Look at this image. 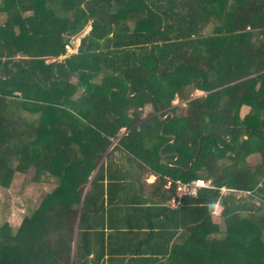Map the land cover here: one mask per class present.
Instances as JSON below:
<instances>
[{
    "label": "trees",
    "instance_id": "obj_1",
    "mask_svg": "<svg viewBox=\"0 0 264 264\" xmlns=\"http://www.w3.org/2000/svg\"><path fill=\"white\" fill-rule=\"evenodd\" d=\"M0 14V188L19 173L54 185L16 231L0 223V264H264V0H0ZM197 179L215 188L171 207Z\"/></svg>",
    "mask_w": 264,
    "mask_h": 264
},
{
    "label": "rangeland",
    "instance_id": "obj_2",
    "mask_svg": "<svg viewBox=\"0 0 264 264\" xmlns=\"http://www.w3.org/2000/svg\"><path fill=\"white\" fill-rule=\"evenodd\" d=\"M7 21L5 15L0 14V27L4 25ZM90 26L86 27V30L89 31ZM85 33V32H84ZM81 34V36L77 39H80L85 35ZM77 42V41H76ZM80 46V44H79ZM79 49V47H78ZM78 53V52H77ZM76 54V53H74ZM50 59L48 62H52ZM206 94L200 91H194L191 95L190 99L195 98H204ZM188 101L177 99L174 102V106L186 105ZM144 118L151 117V114H155L152 107L148 106L145 109ZM154 112V113H153ZM248 112V108L241 107L239 111L240 116H244ZM127 131L126 128H123L120 131V135L124 134ZM117 139H114L111 148L116 145ZM250 162L253 164H257L259 162V156H252ZM106 161V157L100 161L95 169L92 172V176L96 174V172L101 167L102 163ZM165 164H168V160L165 161ZM32 172V170H31ZM211 182V181H210ZM212 184V183H211ZM54 185L47 182H35L31 180L27 175L19 173L16 174L9 188H0V223L7 221L12 226L13 230L16 231L20 226L25 215H28L33 208H36L42 197L49 191L53 189ZM229 189L226 187H222L221 194H227ZM237 196L242 200H246L245 198L251 196V192L246 194H238ZM172 206L175 207L172 203ZM222 211L223 207L220 205H216L214 211V218L216 222H220L223 228L225 227L224 220L222 219ZM73 222V221H72Z\"/></svg>",
    "mask_w": 264,
    "mask_h": 264
},
{
    "label": "built area",
    "instance_id": "obj_3",
    "mask_svg": "<svg viewBox=\"0 0 264 264\" xmlns=\"http://www.w3.org/2000/svg\"><path fill=\"white\" fill-rule=\"evenodd\" d=\"M79 44L80 39H73V41L66 43V55L64 57H68L71 54L77 53ZM211 188L215 187L211 184L210 181H206L203 179L192 180L190 182L177 181V194L172 203L175 207H177L184 197H196L201 189Z\"/></svg>",
    "mask_w": 264,
    "mask_h": 264
},
{
    "label": "crops",
    "instance_id": "obj_4",
    "mask_svg": "<svg viewBox=\"0 0 264 264\" xmlns=\"http://www.w3.org/2000/svg\"><path fill=\"white\" fill-rule=\"evenodd\" d=\"M143 177V179H142V182H146L147 183V185H151V184H154V182L156 181V176L154 175V174H152V173H145V174H143L142 175ZM134 179L137 181V177H139V175L137 174V175H134ZM134 182V181H133ZM135 184V183H134ZM136 186H137V182H136ZM171 186V182H169L168 183V185H167V188L168 187H170ZM138 187V186H137ZM150 188V187H149ZM152 189H147V190H145V192H144V196L147 198V199H151V197H152ZM172 201L173 200H171L170 202H169V205L171 206V207H173L172 206ZM149 202H151L150 200H149ZM145 238V234H140V236H139V238H137V241H140L141 239H144ZM136 241V242H137Z\"/></svg>",
    "mask_w": 264,
    "mask_h": 264
},
{
    "label": "water",
    "instance_id": "obj_5",
    "mask_svg": "<svg viewBox=\"0 0 264 264\" xmlns=\"http://www.w3.org/2000/svg\"><path fill=\"white\" fill-rule=\"evenodd\" d=\"M131 96V95H130ZM162 119H164V117H161ZM227 139H229V137H227ZM167 165H170V163L168 162V164Z\"/></svg>",
    "mask_w": 264,
    "mask_h": 264
}]
</instances>
